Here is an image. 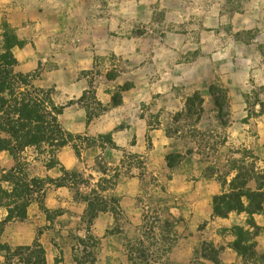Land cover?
<instances>
[{
    "label": "rangeland",
    "instance_id": "374dc122",
    "mask_svg": "<svg viewBox=\"0 0 264 264\" xmlns=\"http://www.w3.org/2000/svg\"><path fill=\"white\" fill-rule=\"evenodd\" d=\"M4 23L74 140L57 169L23 153L45 182L24 218L0 201V264L36 244L47 264H254L227 230L264 253V215L213 201L237 169L264 175V0H0ZM15 166L0 152V190Z\"/></svg>",
    "mask_w": 264,
    "mask_h": 264
},
{
    "label": "trees",
    "instance_id": "16d2710c",
    "mask_svg": "<svg viewBox=\"0 0 264 264\" xmlns=\"http://www.w3.org/2000/svg\"><path fill=\"white\" fill-rule=\"evenodd\" d=\"M25 46L26 41L20 39L9 24L4 23L0 33V152L9 153L16 161V166L4 176V181L9 182L12 189L7 191L1 188L0 201L11 212L18 211L19 218L25 217L34 192L40 190L45 182L43 178L30 175L28 163L21 159L23 153L33 148L47 154V168L57 169L59 163L55 152L74 140L73 135L64 131L58 122V116L63 114L68 105L55 106L43 90L30 92V76L16 73L19 63L14 50ZM20 85L25 86V91L19 90ZM120 104L119 96L115 98L114 105ZM105 138L111 142L110 136ZM61 171L63 168H60ZM237 171L230 184V192L214 198V213L222 218L234 212H246L251 217L255 214L264 215V175H251L249 170L243 171L241 168ZM49 181L52 182V179ZM63 186L64 183L57 185ZM252 222L253 219H250L248 224L252 225ZM227 231L235 238L234 250L243 260L264 264V253L256 250V234L240 225ZM1 250L5 252L6 264H47L45 251L38 244L19 247L14 251L3 246Z\"/></svg>",
    "mask_w": 264,
    "mask_h": 264
}]
</instances>
